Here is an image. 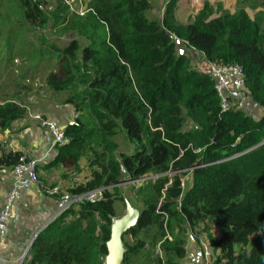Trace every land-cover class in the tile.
<instances>
[{"label":"trees","instance_id":"obj_1","mask_svg":"<svg viewBox=\"0 0 264 264\" xmlns=\"http://www.w3.org/2000/svg\"><path fill=\"white\" fill-rule=\"evenodd\" d=\"M237 1L236 9H215L206 0L184 23L175 15L179 0H167L161 17L149 16L152 0H87L83 14L66 0H0L10 29L35 32L27 48L11 39L8 52H0V132L28 108L19 101V80L6 81L9 64L28 79L38 65L28 62L47 59L51 65L35 79L63 91L78 112L55 162L71 172L85 157L93 168L70 193L105 189L103 199L64 211L72 219L59 218V229L40 235L27 264H98L118 216L115 201L126 200L122 183L149 174L156 177L134 187L140 217L126 234L133 239L124 238L123 264L141 251L148 258L158 247L162 255L156 253L153 264H183L188 237L201 226L212 248L204 264H264V9L257 0ZM47 29L60 36L73 31L87 43L73 37L54 46ZM174 36L198 52L184 45L180 55ZM203 57L242 66L250 98L244 109L221 111L215 81L197 67ZM119 133L130 152L119 149ZM21 154L1 157L0 165L13 166Z\"/></svg>","mask_w":264,"mask_h":264},{"label":"crops","instance_id":"obj_2","mask_svg":"<svg viewBox=\"0 0 264 264\" xmlns=\"http://www.w3.org/2000/svg\"><path fill=\"white\" fill-rule=\"evenodd\" d=\"M195 2L197 1L195 0ZM200 65L201 63L197 64L199 69ZM45 91L48 92L45 93ZM29 92L28 88L26 91L22 90L19 99L28 107L27 114L16 120L9 129L0 132V143L2 145L0 159L3 156L7 157L11 152H21L37 158L40 177L47 184H59L68 191L75 183L88 180L87 174L93 168L88 164L85 157L80 161V169L76 171L73 168L69 172L65 169L66 167L62 166V162L56 163L58 149H51L50 143L43 136L40 122L32 116V113H39L46 118L56 120L66 128L68 124L75 121L78 112L72 104L66 101L65 96H60L57 91H53L48 87L44 91L39 90V93H43V95H36L34 99L29 95ZM3 93V91H0L1 102L4 101ZM74 172L80 175L81 179L79 181L73 179ZM13 183V166L0 165V208L3 206L5 197ZM60 206L61 203L57 197L43 194L36 185L21 191L20 197L12 205L8 229L5 235L0 238V252L11 260H9L10 263L17 264L21 255L27 251L26 254L28 255H26L23 263L27 264L28 260L32 258L31 251L35 240L40 235L44 236L50 227L55 226L56 229H59V218L64 217L67 222L72 219L71 214L64 216L63 212H59ZM75 206L78 208V205ZM132 239L129 234L126 240ZM198 246L195 240H188V253L183 264H204L206 262L204 253L201 256L198 252ZM28 248L30 252L27 250ZM155 254L148 258H142L141 251L129 255L127 260L129 264H153Z\"/></svg>","mask_w":264,"mask_h":264},{"label":"built area","instance_id":"obj_3","mask_svg":"<svg viewBox=\"0 0 264 264\" xmlns=\"http://www.w3.org/2000/svg\"><path fill=\"white\" fill-rule=\"evenodd\" d=\"M71 5L72 10H75L71 1L66 0ZM83 13V11H81ZM177 45H182L185 41L175 36ZM185 49L180 47L179 53L183 54ZM200 65V71L207 72L215 81V89L220 100V109L225 112L233 107L244 109L247 106L248 95L246 94L245 75L242 66L239 64H218L203 60ZM205 65V67H204ZM32 116L40 122L43 130V136L50 143V147L65 145L70 142L69 137L65 133V127L61 126L56 120L46 118L39 113H34ZM14 183L9 189L3 206L0 208V238L5 235L10 224V211L14 201L20 197L23 189L31 188L36 185L39 190L52 197H57L60 200L61 206L59 212L67 211L73 205H80L84 201L96 202L104 198V187H98L83 193H70L61 185H49L44 181L38 172V159L30 157L26 154H21L16 163L13 165ZM73 179L79 181L80 175L74 172ZM205 246L206 262L209 261V249ZM27 250L30 249L28 248ZM156 252L162 255L160 247ZM25 251L18 259L17 264H23L26 258ZM106 254L99 256L98 264H106ZM7 257L0 252V264H12Z\"/></svg>","mask_w":264,"mask_h":264},{"label":"rangeland","instance_id":"obj_4","mask_svg":"<svg viewBox=\"0 0 264 264\" xmlns=\"http://www.w3.org/2000/svg\"><path fill=\"white\" fill-rule=\"evenodd\" d=\"M48 1L50 4H53V1L55 0H46ZM75 4H73L74 9L80 8L83 9L84 5L83 3H85L87 0H74ZM154 7L152 8V10L149 12V16L153 17V16H158L161 17L162 15V8L165 6V3L167 0H160V1H156V0H152ZM197 2H195V0H179L176 11H175V15L177 17V19L180 22H187L190 21V19H192V17L196 14V12L204 5L206 0H196ZM213 7L215 9H218L219 5H221L222 7H224L225 9H236L239 6V3L237 0H209ZM83 2V3H82ZM257 5L259 9H264V0H257ZM79 9V10H80ZM164 9V8H163ZM248 10L250 11L251 15H255L256 10L250 9L248 8ZM220 13H215V15H219ZM11 19L9 18V16L6 14V12L4 10L0 11V52H2L3 54H6L7 51V46L5 45V43H7L8 41H10L11 39H14L12 42H14L15 44H17V46H22V47H28L27 43H29V40H32L34 37L33 35L35 34V32L33 31V29H28L26 28L27 26H19L17 28H13L10 29L11 27ZM15 25H21V24H15ZM31 28V27H30ZM9 29L13 32L10 33ZM18 30H20V35H18V37L20 36V40L15 36L16 33H18ZM54 31V30H53ZM48 36L53 35L54 38L49 39V42H54V46L58 43L61 46H64L66 43L69 42V40L73 37H77L82 43H87V40L83 37L80 36L78 34H76L75 32L71 31L68 33H64L62 36L55 34V31L52 33L51 29H47L46 31ZM37 36L42 35V31H37L36 32ZM36 38V37H35ZM23 42V43H19V42ZM29 49H31L29 47ZM28 49V50H29ZM52 62H54V64L56 63V59H52ZM202 58H201V62L199 63H203L202 62ZM28 64L30 65H35L34 67H32L30 70H28V74L31 76V78L28 79H20V70H16L15 65H10L7 68L6 72H8L7 77L9 78L7 81V83H9V85H11L12 83H14V81H18L19 83L23 86L24 90V86H26L28 89L29 87L31 89H29V95L32 96L34 99L36 95H43V93H39V90H46L47 87L45 86V84L43 82L40 81V79H35L36 75H37V71L40 69H45L47 67H49L51 65V62L48 61L47 59L43 60V61H39L37 59H31ZM205 67V65H204ZM24 69V68H23ZM25 70V69H24ZM17 71V72H16ZM37 81V82H36ZM7 83L5 84V88L7 87ZM11 83V84H10ZM27 89H25L26 91ZM48 91H45V93H47ZM60 96H64L65 93L63 91H58L57 92ZM250 101V98H248L247 100V105ZM34 114V113H32ZM260 117V116H259ZM258 118V117H257ZM64 126V125H62ZM115 140L119 143V149L121 151H127L130 152L132 149V145L130 144L129 141H127V139L124 137L123 134L119 133L116 135ZM178 173H182L180 171H178ZM174 174V172H170L169 175L172 177V175ZM187 176L184 177V179ZM151 178L154 179V176H152ZM150 179V177H149ZM147 180V179H146ZM144 182V180H138V181H127L126 183H122L123 185H121L122 187V192L123 195L125 196L126 200H116L115 201V208L117 210L118 213V217L122 216L125 213L126 207L127 205L130 203L133 207H135L136 209L139 210L141 203L140 200L136 197L135 191H134V187H138L140 186L142 183ZM129 202V203H127ZM203 226H201L200 228L196 229L193 233H191V235H189L188 240L190 241V239H193L196 241V243L199 245L198 247V252L201 254V256L204 253V256L206 258V254H205V245L204 243L208 244V249L210 252L209 258L212 255V248L209 245V242L206 240V236H205V231L203 232ZM211 232L214 235H219V229L216 226H213ZM127 237H129V235L125 236V239H127ZM187 240V243H188ZM187 248V245H186Z\"/></svg>","mask_w":264,"mask_h":264},{"label":"water","instance_id":"obj_5","mask_svg":"<svg viewBox=\"0 0 264 264\" xmlns=\"http://www.w3.org/2000/svg\"><path fill=\"white\" fill-rule=\"evenodd\" d=\"M152 176L155 175H145L140 179L146 180ZM139 217L140 210L136 209L129 203L122 216L113 218L110 237L106 242V264H123L126 253L124 238L127 232L138 224Z\"/></svg>","mask_w":264,"mask_h":264},{"label":"clouds","instance_id":"obj_6","mask_svg":"<svg viewBox=\"0 0 264 264\" xmlns=\"http://www.w3.org/2000/svg\"><path fill=\"white\" fill-rule=\"evenodd\" d=\"M81 11H83V13H84V9H80L79 10V12L81 13ZM83 13H81V14H83ZM174 39H175V36H174ZM177 45V44H176ZM184 45H186L187 47H188V49L189 50H194V51H196V52H198L197 50H195L194 48H191L190 46H188L187 45V43L186 42H184L182 45H177L178 46V53H179V49H180V47H183L184 49H185V52L184 53H186L187 51H186V48H185V46ZM183 53V54H184ZM180 54V53H179ZM180 55H182V54H180ZM202 60H204V57L202 58ZM201 62V61H200ZM199 69V68H198ZM200 70V69H199ZM43 116V115H42ZM154 177H156V176H154Z\"/></svg>","mask_w":264,"mask_h":264}]
</instances>
